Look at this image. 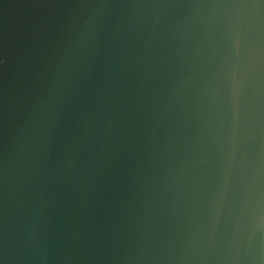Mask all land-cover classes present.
Returning <instances> with one entry per match:
<instances>
[{"label":"water","instance_id":"obj_1","mask_svg":"<svg viewBox=\"0 0 264 264\" xmlns=\"http://www.w3.org/2000/svg\"><path fill=\"white\" fill-rule=\"evenodd\" d=\"M0 264H264V0H0Z\"/></svg>","mask_w":264,"mask_h":264}]
</instances>
